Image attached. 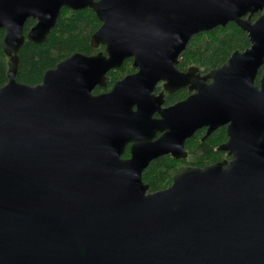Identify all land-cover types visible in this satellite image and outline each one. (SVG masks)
<instances>
[{
	"label": "water",
	"instance_id": "water-1",
	"mask_svg": "<svg viewBox=\"0 0 264 264\" xmlns=\"http://www.w3.org/2000/svg\"><path fill=\"white\" fill-rule=\"evenodd\" d=\"M63 8L95 14L104 52L18 82L20 49L44 43ZM229 23L248 49L203 76L177 69L192 37ZM0 29V264H264V0H0ZM127 60L136 71L94 94ZM159 83L192 94L163 107ZM220 127L229 161L149 191L150 163L185 159L188 139Z\"/></svg>",
	"mask_w": 264,
	"mask_h": 264
},
{
	"label": "trees",
	"instance_id": "trees-1",
	"mask_svg": "<svg viewBox=\"0 0 264 264\" xmlns=\"http://www.w3.org/2000/svg\"><path fill=\"white\" fill-rule=\"evenodd\" d=\"M34 24L35 22L31 19L26 22L24 35ZM100 25L95 14L89 9L71 11L63 8L55 27L44 43L34 45L25 41L18 53L16 80L26 85L35 86L41 83L47 70L54 68L71 55L75 53L93 55L103 51L102 47L93 49L90 45V37ZM3 37L4 31L0 29V87L7 83L8 69V59L1 47ZM249 47L247 34L236 25L228 24L226 27H218L210 32L199 33L192 37L178 59L177 68L180 71H185L190 67H195L203 73L209 72L225 64L232 53L244 52ZM134 70L132 61H125L120 69L112 70L107 74L106 88H96L94 94L110 91L117 81L133 73ZM263 75L264 65L258 72L256 84ZM186 94L183 91L174 96H167L165 98L166 105H172L184 99ZM202 137L203 132H199L187 142L189 158L185 160L186 163L202 168L223 161L225 155L218 152L217 148L226 142L225 130L218 129L205 141H201ZM128 152L126 149L125 156L127 157ZM182 165V162L173 160L169 156H163L150 163L142 174V180L144 184L148 185L150 192L163 190L171 185L173 176L183 168Z\"/></svg>",
	"mask_w": 264,
	"mask_h": 264
},
{
	"label": "flooded vegetation",
	"instance_id": "flooded-vegetation-1",
	"mask_svg": "<svg viewBox=\"0 0 264 264\" xmlns=\"http://www.w3.org/2000/svg\"><path fill=\"white\" fill-rule=\"evenodd\" d=\"M259 13H257V14H255V15H253V17H252V22L254 21V20H256L258 17H259ZM229 24H233V23H229ZM228 25V24H227ZM226 25V26H227ZM235 25V24H234ZM225 26V27H226ZM245 33V32H244ZM100 47H102V46H100ZM99 48V47H98ZM98 48H96V49H98ZM103 48V47H102ZM94 49V48H93ZM99 52H104V48H103V51H99ZM98 52V53H99ZM97 54V53H96ZM94 55V54H93ZM191 68V67H190ZM178 69V68H177ZM189 69V68H188ZM187 69V70H188ZM198 69V68H197ZM187 70H185V71H181V72H186ZM136 70H134V72H135ZM180 71V70H179ZM133 72V73H134ZM198 73L201 75V76H203V75H205L206 73H208V72H205V73H203V72H201L199 69H198ZM132 74V73H131ZM257 79V78H256ZM183 91H185L187 94H186V97L184 98V99H182V100H180V101H178V102H176V103H179V102H181V101H183V100H185L188 96H190L192 93L191 92H189L188 91V89L187 88H183V89H180V90H177L174 94H172V95H169V94H167V93H165L164 91H163V83H159V84H157V86H156V88H155V92H154V94H159V93H161V92H164V105H163V107H169V106H172V105H174V104H176V103H174V104H172V105H166V97L167 96H174V95H176V94H179V93H182ZM94 93V92H93ZM154 117H158L157 115H155ZM224 129L225 130V135H226V127H220V128H218V129ZM217 129V130H218ZM216 130V131H217ZM216 131H214V132H216ZM199 132H203V137L205 136V134H206V128H202V129H200V130H198L194 135H193V137L197 134V133H199ZM213 132V133H214ZM212 133V134H213ZM211 134V135H212ZM210 135V136H211ZM209 136V137H210ZM192 137V138H193ZM203 137H202V139H201V141H205L206 139H204L203 140ZM192 138H190V139H188L186 142H185V145H184V150H185V152H186V154H187V156H186V158L185 159H178V160H176V161H179V162H182L183 163V168H185V167H193V166H191V165H189L188 163H186V161L185 160H187L188 158H189V152H188V149L186 148V145H187V142L188 141H190ZM226 141H227V135H226ZM225 142H223L220 146H222L223 144H224ZM219 146V147H220ZM219 147L217 148V150H218V152H220V153H223L224 155H225V158L223 159V161H229L230 160V156L228 155V153L227 152H221V151H219ZM126 149H128V157L127 156H125V152H126ZM189 149L191 150V147L189 146ZM170 157V156H169ZM130 158V145H127L126 147H125V150H124V153H123V155H122V159H129ZM174 160V159H173ZM185 161V162H184ZM223 161H220V162H223ZM182 168V169H183ZM198 168V167H197ZM181 169V170H182Z\"/></svg>",
	"mask_w": 264,
	"mask_h": 264
}]
</instances>
